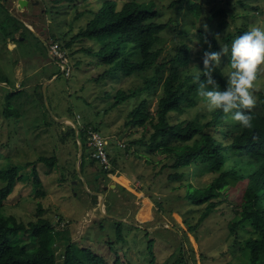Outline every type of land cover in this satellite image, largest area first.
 I'll return each instance as SVG.
<instances>
[{
  "label": "rangeland",
  "instance_id": "obj_1",
  "mask_svg": "<svg viewBox=\"0 0 264 264\" xmlns=\"http://www.w3.org/2000/svg\"><path fill=\"white\" fill-rule=\"evenodd\" d=\"M18 1L12 2L10 15L0 22V169L35 163L40 156L54 161L51 168L36 162L34 167L25 169L1 212L25 224L38 217L58 222L57 230H67L74 244L90 248L108 264H173L181 255L188 264L235 261L240 252L226 235V225L232 217V197L239 193L235 188L238 178H227L234 187L229 197L231 202L225 197L199 222L203 206L191 205L184 199L186 187L187 184L207 185L212 177L204 173L203 166L193 164L184 169L182 178L170 180L173 170L163 167V163L170 162L165 158L168 154L133 143L142 135L147 140L151 132L125 125L128 111L143 96L114 109L107 106L116 89L133 88L141 82L139 77L117 75L114 79L95 82L104 66L82 48L96 51V40L74 43L63 50L70 66L67 76L53 57L48 56V47L53 42L64 45L85 27L91 18L87 10L97 8L100 0H26L21 8ZM174 1L155 0L160 10L156 21L169 23V30L162 35V53L177 38L174 26L177 30L214 32L220 39L233 32L235 26L264 29V0H242L247 3L245 8L235 3L237 0H230L231 11L211 20L206 14L212 15L227 0H192L203 7L198 18L185 2L182 9L170 8L169 4ZM79 13L83 15L77 18ZM10 16L24 21L16 33H10L13 30ZM229 58L227 52L218 64L227 79L232 71ZM54 73L56 79L48 82ZM254 89L256 104L252 110L264 115L258 96L259 91L264 92V64L259 66ZM18 91L21 95L9 97L11 114L4 117V108L8 106L6 96ZM106 91L110 95L108 99L103 98ZM193 99L192 105H184L183 113L172 114V119L189 120L207 111L197 93ZM155 102L154 97L150 111ZM67 117L71 122L65 120ZM87 123L95 125L97 133L108 141V163L92 160L90 144L85 148L86 139L79 132L84 148L80 154V142L69 132ZM242 157V153H231L221 170H228ZM34 169L40 190L35 188L30 175ZM144 207L148 208V215L139 219L138 214ZM117 224H121L122 239L117 235ZM250 234L246 230L240 233L242 238ZM149 240L154 241L153 255L147 247ZM25 242L26 246L30 245V240ZM64 246L59 247L57 254Z\"/></svg>",
  "mask_w": 264,
  "mask_h": 264
},
{
  "label": "trees",
  "instance_id": "obj_2",
  "mask_svg": "<svg viewBox=\"0 0 264 264\" xmlns=\"http://www.w3.org/2000/svg\"><path fill=\"white\" fill-rule=\"evenodd\" d=\"M13 1L0 0V22L10 15L9 8ZM183 2L195 18L201 15L203 7L192 0H176L169 7L182 9ZM235 3L244 8L247 5L242 0ZM229 7H232V2L227 0L225 6L219 7L212 15L205 14L210 20L213 16L224 17L231 11ZM87 12L91 18L85 27L69 42L61 45V49L85 40H96V51L82 48L83 52L95 57L104 66L103 72L94 78L95 82L114 79L117 75L139 77L141 82L133 88L116 89L107 106L114 109L134 97L143 96L138 105L128 111L125 125L151 132L147 140L142 135L133 143L151 151L167 153L165 158L170 162L163 163V167L173 170L168 177L170 180L182 178L184 169L193 164L203 166L204 173L212 177L207 185L195 187L187 184L186 187L184 199L191 205L203 206L199 222L207 218L225 197L228 203L231 202L229 197L234 187L230 186L227 178H238L235 188L239 193L232 197L234 205L230 209L232 217L226 225V235L232 239L233 245L238 246L240 253L235 261L228 264H264V115L241 109L252 116L251 128H242L231 120V114L226 115L221 109L204 111L189 120H174L171 117L174 113L182 114L184 105L195 102L193 95L198 89L195 77L199 74L200 81L205 79L202 52L206 49L219 51L224 45V48H228L230 64L233 41L249 29L235 26L233 32L229 31L220 39L214 32L185 28L177 30L174 26L172 29L177 32V38L172 40V47L162 53V35L169 30V23L156 21L160 10L155 0H100L97 8H89ZM82 15L79 13L77 18ZM231 17L234 18V15L231 14ZM12 19L10 16L9 21L13 23L10 33H16L24 21ZM20 36L24 40V36ZM206 41L211 43L210 49ZM212 75L216 81L215 90H224L227 78L218 65L214 67ZM38 87L41 88V85ZM208 90H213L212 86ZM21 93L18 91L6 96L8 106L4 108V117L8 118L11 114L9 97ZM105 93L103 98H110L108 92ZM258 96L264 107V92L259 91ZM154 97L156 102L153 111H150L149 105ZM77 129L78 134L80 132L86 139L88 129L97 132V127L88 123L82 127L77 125ZM69 133L74 135L73 128ZM233 152L242 153L243 157L228 170H221L227 156ZM53 161L54 158L43 156L36 160L49 168ZM36 162L0 169V264H108L90 248L74 244L67 230H57L58 222L38 217L25 224L1 212L17 181L22 180L24 170L34 167ZM35 171L30 175L34 178L33 185L40 190ZM38 211L42 212L40 207ZM120 225L117 224L116 232L122 239ZM243 230L251 233L248 238L240 235ZM27 239L30 240L29 246L25 244ZM153 244V240L147 244L151 255ZM62 245H65L63 250L57 254ZM173 264L188 263L181 255Z\"/></svg>",
  "mask_w": 264,
  "mask_h": 264
},
{
  "label": "clouds",
  "instance_id": "obj_3",
  "mask_svg": "<svg viewBox=\"0 0 264 264\" xmlns=\"http://www.w3.org/2000/svg\"><path fill=\"white\" fill-rule=\"evenodd\" d=\"M206 43L210 49L211 43ZM227 52V47L219 51L206 49L202 52L205 79L200 81L199 74L195 77L198 82L197 95L208 111L221 109L224 114H231V120L242 128H251L252 116L241 109L250 113L256 104L254 82L259 66L264 64V30L254 27L233 41L230 60L232 71L228 75L225 89L215 90L216 81L212 72ZM209 86L213 90H208Z\"/></svg>",
  "mask_w": 264,
  "mask_h": 264
},
{
  "label": "built area",
  "instance_id": "obj_4",
  "mask_svg": "<svg viewBox=\"0 0 264 264\" xmlns=\"http://www.w3.org/2000/svg\"><path fill=\"white\" fill-rule=\"evenodd\" d=\"M48 52L51 57H53V59L59 64L61 71L64 73V75H69V62L60 45L57 42H53L48 47ZM87 139L88 143L90 144V150L92 153L91 157L94 159H100L104 163H108V154L106 153L108 141L96 131H93L91 129L87 130Z\"/></svg>",
  "mask_w": 264,
  "mask_h": 264
},
{
  "label": "crops",
  "instance_id": "obj_5",
  "mask_svg": "<svg viewBox=\"0 0 264 264\" xmlns=\"http://www.w3.org/2000/svg\"><path fill=\"white\" fill-rule=\"evenodd\" d=\"M49 53V52H48ZM50 54H48V56H49ZM51 56V55H50ZM52 60H54V59H52ZM56 62V61H55ZM53 78V77H52ZM54 79H56V75H54ZM53 79V80H54ZM51 80V79H50ZM50 80H48V81H50ZM51 114H52V112H50ZM53 115V114H52ZM55 117V116H54ZM55 118H57V117H55ZM68 119H69V117H67ZM56 122H58V121H56ZM76 129V130H75ZM74 135H76V138H78V140H79V137H78V129H77V127H75L74 128ZM86 139V138H85ZM79 142H80V140H79ZM88 139H86V146H85V148H87L88 147ZM87 149H85V151H86ZM83 151V146H82V144H81V142H80V154H81V152ZM87 153V152H86Z\"/></svg>",
  "mask_w": 264,
  "mask_h": 264
},
{
  "label": "water",
  "instance_id": "obj_6",
  "mask_svg": "<svg viewBox=\"0 0 264 264\" xmlns=\"http://www.w3.org/2000/svg\"><path fill=\"white\" fill-rule=\"evenodd\" d=\"M26 3H27L26 0H19V1H18V5H19L20 8H21L22 6H24V5H26ZM12 37H13V36H12ZM53 79H54V77H53L50 81H52ZM50 81H48V82H50ZM48 82H46V83L43 84V93H44V86H45ZM46 106H47V104H46ZM65 120L70 121V119H68V118H65ZM70 122H71V121H70ZM100 196H101V195H100Z\"/></svg>",
  "mask_w": 264,
  "mask_h": 264
},
{
  "label": "bare ground",
  "instance_id": "obj_7",
  "mask_svg": "<svg viewBox=\"0 0 264 264\" xmlns=\"http://www.w3.org/2000/svg\"><path fill=\"white\" fill-rule=\"evenodd\" d=\"M148 211L149 210H148L147 207L142 208L141 211L138 214L139 219L145 218L148 215Z\"/></svg>",
  "mask_w": 264,
  "mask_h": 264
}]
</instances>
